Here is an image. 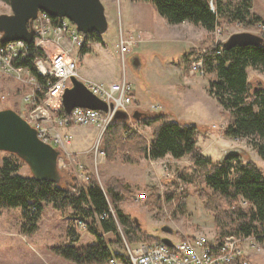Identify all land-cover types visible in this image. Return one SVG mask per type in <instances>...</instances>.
Instances as JSON below:
<instances>
[{"label":"rangeland","instance_id":"obj_1","mask_svg":"<svg viewBox=\"0 0 264 264\" xmlns=\"http://www.w3.org/2000/svg\"><path fill=\"white\" fill-rule=\"evenodd\" d=\"M101 2L108 21L107 30L97 38L84 34L85 51L79 49L76 52V48L72 47L74 55L78 58L79 78L102 85L126 79L131 85L133 98L128 106L129 113L135 109L141 112L162 110L167 112L171 119L194 122L199 130L197 145L212 160H219L223 147L232 144L246 150L264 170V159L259 157L247 138H233L223 134L222 130L228 123L230 114L223 110L215 97L208 92L209 82L215 76L214 72H190L187 65V61L196 58L200 52L203 53L206 46L213 42L223 43L234 32L250 31L262 36L264 22L245 25L225 21L214 31L208 32L201 25L188 20L180 23L168 22L145 0ZM10 12L9 3L0 0V13ZM250 12L262 16L264 21V0H253ZM50 36L53 39L58 37L59 33ZM55 44L53 39L45 53L53 52ZM185 50L188 59L184 57ZM133 55H137L142 61L137 72L131 67ZM247 73L253 84H264V73L258 68L249 67ZM33 95V87L22 77L13 78L11 75L0 74V109L12 108L25 116L31 109L29 97ZM37 95L40 96V93ZM156 104L159 109L154 107ZM128 120L133 119L129 117ZM67 129L72 135L70 143L57 144L61 150L58 166L63 174L69 173L78 179V184H83L87 179L81 176H88L90 173L103 188L111 175L125 178L129 192L125 194L126 199L121 208L147 233L177 240L191 234L212 237L218 232L213 222V214L205 208L206 198L201 197L206 194L210 199V189L198 182L180 181L178 177V172L191 166L189 155L174 158L167 154L158 159L140 157L138 163L134 164L124 163L119 158L109 160L102 151V126L72 125ZM140 131L147 138L151 135V129L147 126L140 128ZM5 155L6 152L0 151V164ZM18 173L31 174L24 162L20 165ZM172 179L174 183L164 182ZM171 188H174L173 197L167 198L164 192ZM201 192L204 193L200 194ZM155 198L159 205L150 207L149 204ZM109 211L114 216L111 207ZM78 219L62 214L47 203L43 205L35 229L30 232L26 230L18 208L0 207V264H77L56 254L52 248L65 243L85 245L95 242L89 226H76ZM92 219L91 225L97 226V216H92ZM91 220L84 221L89 224ZM117 227L122 240L109 244L114 255L124 254V243L128 242L118 222ZM72 233L75 241L70 239ZM105 235L111 240H116L112 233ZM249 241L251 240L243 238V243L253 250L254 254L264 256L261 242L253 241L255 246H259L256 249L249 245ZM251 258L254 260L253 256Z\"/></svg>","mask_w":264,"mask_h":264},{"label":"trees","instance_id":"obj_2","mask_svg":"<svg viewBox=\"0 0 264 264\" xmlns=\"http://www.w3.org/2000/svg\"><path fill=\"white\" fill-rule=\"evenodd\" d=\"M145 1L170 23L188 20L201 25L208 32L214 31L225 21L245 25L264 22L261 16L250 12L253 0ZM88 36L97 38L99 34L91 32ZM261 37L263 41L257 45L225 48L222 42L209 44L203 49V67L205 72L215 74L209 82L208 92L230 114L222 130L223 134L233 138H247L259 157L264 159V84H253L247 73L249 67L258 68L264 73V33ZM27 45L26 59L17 60L16 63L28 66L31 73L42 80L37 75L33 61L43 51L33 41ZM80 49L85 51V44ZM186 51L184 57L188 59ZM190 62L187 61L189 67ZM142 113L133 120H110L101 136L102 151L106 157L134 164L138 163L140 157L158 159L167 154L174 158L189 155L191 166L177 174L180 181L198 182L210 189V199L206 194L201 197L206 198L205 208L213 214V222L217 226L215 240L230 234L237 238L254 236L259 241L264 240V170L246 150L242 149L240 153L229 155L221 161L212 160L197 145L199 130L194 122L171 119L165 111L149 110ZM145 126L151 129L149 138L140 131ZM22 163L13 153L6 152L3 156L0 164V207L18 208L27 231L35 229L43 205L47 203L64 215L86 221L94 215L108 213V217L99 219L97 226L91 225L93 219L88 224L95 242L85 245L65 243L52 248L64 259L77 264H105L112 255L109 244L122 240L117 222L122 226L128 243L161 241L160 237L143 230L121 208L126 199L125 194L129 192L125 178L111 175L103 188L90 173L83 184H78L75 176L65 173L61 181L56 183L37 180L31 174H19L18 169ZM164 182L175 181L172 179ZM164 194L167 198L173 197L174 188L166 190ZM156 200L149 206L159 205ZM110 207L114 216L109 211ZM106 233H112L116 240H111ZM70 239L75 241L73 233ZM115 255L124 259L122 253Z\"/></svg>","mask_w":264,"mask_h":264},{"label":"built area","instance_id":"obj_3","mask_svg":"<svg viewBox=\"0 0 264 264\" xmlns=\"http://www.w3.org/2000/svg\"><path fill=\"white\" fill-rule=\"evenodd\" d=\"M71 25L73 27H70ZM31 27L32 41L43 51V54L33 61L37 75L43 79L39 80L31 74L28 66L17 65V60L26 59L28 48V42L20 39L0 41V74L11 75L13 78L22 77L33 87L34 95L29 97L31 109L22 117L35 128L37 136L42 141L58 148L60 145L58 142L69 144L71 141L72 135L68 127L91 124L105 129L116 110L128 111L133 98L131 85L126 79L102 85L79 78L78 58L74 55L72 47L78 52L84 44V34L76 29L73 22L65 17L54 18L44 11H39L32 20ZM57 32L59 36L53 37L56 43L53 45L55 50L45 53L53 40L50 34L54 35ZM61 38L67 40L70 46H64ZM190 60V72L205 74L203 53L200 52L196 58ZM71 76L79 78L93 94L105 101L108 105L107 111L74 107L69 112H65L62 95L65 88L71 85ZM37 93H40V96ZM81 177L87 179V175ZM106 217L108 213L97 216L98 219ZM77 221L78 228L88 226L84 220ZM245 238L251 240L249 245L253 248L259 247L253 242L257 240L254 236ZM170 240V244L162 241H139L133 244L125 242L124 254L122 253L124 259L112 254L105 264H264V261L258 263L251 258L254 251L243 243V238L231 234L219 240L205 234H191ZM259 242L264 247V240Z\"/></svg>","mask_w":264,"mask_h":264},{"label":"water","instance_id":"obj_4","mask_svg":"<svg viewBox=\"0 0 264 264\" xmlns=\"http://www.w3.org/2000/svg\"><path fill=\"white\" fill-rule=\"evenodd\" d=\"M10 13H0V41L33 40L31 22L39 11L48 15L65 17L73 22L76 29L83 34L96 32L103 34L107 30L108 22L101 0H8ZM263 38L250 31H238L229 35L223 41V47L233 45L260 44ZM134 56V55H133ZM132 57V56H131ZM132 69L137 71L141 67V58L136 56L132 61ZM71 85L66 87L62 95V105L65 112L74 107H85L107 111L105 101L93 94L77 77H70ZM111 107V104H110ZM143 113L138 109L131 113L116 110L114 119L137 118ZM242 148L232 146L222 151L219 161L229 155L240 153ZM0 151L13 153L29 167L31 175L37 180L60 182L63 171L58 166L61 150L42 141L25 118L12 108L0 109ZM161 241L170 244L168 236H162Z\"/></svg>","mask_w":264,"mask_h":264},{"label":"crops","instance_id":"obj_5","mask_svg":"<svg viewBox=\"0 0 264 264\" xmlns=\"http://www.w3.org/2000/svg\"><path fill=\"white\" fill-rule=\"evenodd\" d=\"M261 17H262V16H261ZM107 22H108V21H107ZM61 40H62V43H63L64 46H67V47L70 46V43H69L67 40H65V39H63V38H61ZM135 102L138 103V100L135 99ZM156 105H157V104H156ZM154 107H157V108H158V105H157V106H154ZM159 107H160V106H159ZM158 109H159V108H158ZM158 111H160V110H158ZM161 111H162V110H161ZM187 121H189V120H187ZM229 145L232 146V144H229ZM231 146H228V145L226 146V145H225V146L223 147L222 150H224L226 147H231ZM209 157H210V156H209ZM253 159H254V157H253ZM255 160H256V159H255ZM252 256L254 257V261H256V262L258 261V263H261V262L264 261V256L261 257V256H259V254H253Z\"/></svg>","mask_w":264,"mask_h":264},{"label":"flooded vegetation","instance_id":"obj_6","mask_svg":"<svg viewBox=\"0 0 264 264\" xmlns=\"http://www.w3.org/2000/svg\"><path fill=\"white\" fill-rule=\"evenodd\" d=\"M137 55L131 57V62L136 58ZM142 62V61H141Z\"/></svg>","mask_w":264,"mask_h":264},{"label":"bare ground","instance_id":"obj_7","mask_svg":"<svg viewBox=\"0 0 264 264\" xmlns=\"http://www.w3.org/2000/svg\"><path fill=\"white\" fill-rule=\"evenodd\" d=\"M50 144V143H49ZM142 195V194H141Z\"/></svg>","mask_w":264,"mask_h":264}]
</instances>
